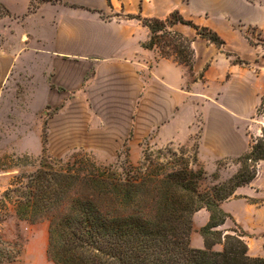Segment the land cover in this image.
I'll return each instance as SVG.
<instances>
[{"label":"crops","instance_id":"0c3cea01","mask_svg":"<svg viewBox=\"0 0 264 264\" xmlns=\"http://www.w3.org/2000/svg\"><path fill=\"white\" fill-rule=\"evenodd\" d=\"M110 3L111 8L107 0H0L5 10V15H0V98L7 91L11 74L27 70L31 97L28 107L33 115L57 103L53 93L58 89L75 91L76 99L83 101L81 111L87 112V120L91 122L83 126V144H121L132 133L129 144L139 145L141 138L151 131L155 132L158 146L171 141L186 143L194 133L199 109L205 124L198 157L205 165L212 162L209 170H213L217 161L247 153L259 133L244 123L253 112L247 113L245 97L255 93L258 75L254 68L243 69L226 56L228 53L240 60L255 59V52L233 27L244 16L245 0H110ZM176 9L183 17L195 19L215 31L225 42L219 49L192 35L184 26L175 25L172 30L193 38L191 71L173 58H159L156 49H144L142 44L150 37L148 29L135 19L124 18L140 13L144 18L164 19ZM243 22L264 31V8L251 12ZM220 62L223 68L218 72ZM189 72L203 75L198 79L204 83L199 95L205 99L199 103L186 88ZM192 85L196 87L199 83ZM190 109L192 114L185 122L187 131L180 138L179 122ZM203 142L207 150L204 154ZM263 165L264 161L260 162L258 172ZM257 176L251 184L237 188L235 197L221 205L247 235L254 232L244 227L233 208L238 205L252 213L264 208V203L257 206L246 199L257 200L263 193L256 185ZM208 220L209 214L204 209L194 214L193 248H203L198 230ZM226 223L221 230H229ZM247 246L249 256L254 257L248 243Z\"/></svg>","mask_w":264,"mask_h":264},{"label":"trees","instance_id":"16d2710c","mask_svg":"<svg viewBox=\"0 0 264 264\" xmlns=\"http://www.w3.org/2000/svg\"><path fill=\"white\" fill-rule=\"evenodd\" d=\"M107 3L111 8L110 0ZM124 18L148 29L144 49H156L159 58L172 57L190 71L193 38L172 30L175 25L193 29L197 37L219 49L225 45L215 31L185 20L178 10L164 19L144 18L140 13ZM231 62L246 64L237 58ZM47 144L44 123L37 166L28 175L13 177L3 192L0 211L12 204L18 220L47 222L46 256L53 264H264V257L249 256L248 235L221 207L235 197L237 188L256 178L264 161V137L253 140L247 153L230 159L239 168L225 180H219L218 169L210 175L206 172L196 144L147 150L136 165L127 160L102 165L83 150L65 159L53 157ZM246 199L257 206L264 202ZM202 209L209 220L198 230L203 248L196 249L191 246L193 216ZM227 221L235 229L221 230ZM216 246L221 249L215 250ZM11 258L0 256V264Z\"/></svg>","mask_w":264,"mask_h":264},{"label":"rangeland","instance_id":"374dc122","mask_svg":"<svg viewBox=\"0 0 264 264\" xmlns=\"http://www.w3.org/2000/svg\"><path fill=\"white\" fill-rule=\"evenodd\" d=\"M173 1L176 2L178 0H171V2ZM183 2H187V0H183ZM245 2L244 16L239 18V22H234L233 27L241 32L249 48L256 54L254 61L241 60L246 64L238 65L243 69L254 68L255 73L258 75V79L254 83L255 93L245 97L247 113L251 110L253 112L247 115L244 123L251 125L252 130L259 133L257 138H260L264 137V102L260 106L261 100L264 101V31L254 25H245L243 20L247 19L248 15L251 12H255L257 8H264V0H245ZM32 5L35 6V3L33 2ZM0 14L5 15V11L2 8H0ZM203 17H207V15H203ZM103 18L108 17L103 16ZM183 18L192 21L196 25L204 26L195 19ZM184 28L189 30L192 35H195L193 29L187 26H184ZM231 60L233 61L235 58H231ZM217 68L218 72H220L223 68V63L220 62ZM201 75L202 72L197 76L189 72V79L186 85V88L193 92L194 100L197 103H199V100L205 99L199 95L201 93L200 89L204 88L203 80L198 81ZM28 79L27 70L24 73L20 72L19 75L12 73L6 84L7 91L0 98V200L14 176L20 174L28 175L37 166V161L41 154L39 136L43 123L47 124L48 129L47 147L49 154L63 159L77 151L83 150L91 154L102 165L116 164L126 160L136 165L147 150L155 151L165 146H171L176 149L179 146L192 147L196 144L199 153V142L203 125L205 124L204 115L199 109H197L194 122V133L186 143L171 141L166 145L158 146L155 132L151 131L148 135L141 138L139 145L129 144V141L133 139L132 133L124 138L121 144H83L82 142L85 140L81 137L83 126L91 124V122L87 120V112L81 111L84 103L81 99H76L75 91L58 89L53 93L57 98V103L47 105L41 112L33 115L28 107L31 100L28 94ZM194 82L199 83V85L193 87L192 84ZM191 114L192 110L190 109L182 115L183 118L180 120L178 128L180 138L182 136L181 133L187 131L185 122L190 118ZM95 123L98 126V122ZM101 123L104 122H99V124ZM161 139L164 140L165 136ZM202 145V154H204L207 150L204 142ZM203 157L207 158L205 155ZM198 159L209 175L218 169L219 180L228 179L239 168L236 163L231 161V158V160H220L221 164L219 167L216 166L217 161L213 170H209L207 167H211L212 162H206V166L199 157ZM257 177L256 185L263 190V193L258 195L257 201H264V165L259 168ZM209 182L211 183L210 180L206 183L209 184ZM263 203L260 205H263ZM234 206L233 210L242 219L244 227L254 232L248 234L245 239L246 243L251 247L253 256L264 257V208L252 213L240 208L238 205ZM226 226L229 229H235V226L230 221L226 223ZM1 243H7L8 245ZM46 247L47 222L29 224L18 220L13 213L12 204L7 205V210L0 211V256L10 255L13 257L6 264H53L46 256ZM18 250L21 252L20 256L15 258L14 254Z\"/></svg>","mask_w":264,"mask_h":264}]
</instances>
